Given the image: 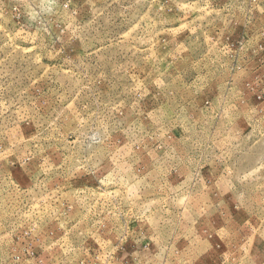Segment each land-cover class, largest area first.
<instances>
[{
    "label": "rangeland",
    "instance_id": "obj_1",
    "mask_svg": "<svg viewBox=\"0 0 264 264\" xmlns=\"http://www.w3.org/2000/svg\"><path fill=\"white\" fill-rule=\"evenodd\" d=\"M0 264H264V0H0Z\"/></svg>",
    "mask_w": 264,
    "mask_h": 264
}]
</instances>
